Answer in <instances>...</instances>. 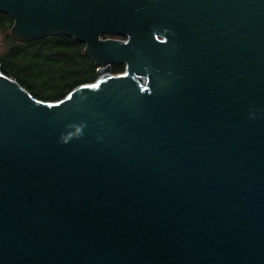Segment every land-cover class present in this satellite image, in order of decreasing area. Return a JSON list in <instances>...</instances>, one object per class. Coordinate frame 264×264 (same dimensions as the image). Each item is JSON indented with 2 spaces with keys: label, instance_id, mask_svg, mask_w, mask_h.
I'll return each mask as SVG.
<instances>
[{
  "label": "water",
  "instance_id": "water-1",
  "mask_svg": "<svg viewBox=\"0 0 264 264\" xmlns=\"http://www.w3.org/2000/svg\"><path fill=\"white\" fill-rule=\"evenodd\" d=\"M98 74L57 101L0 70V264H264V0H0Z\"/></svg>",
  "mask_w": 264,
  "mask_h": 264
},
{
  "label": "trees",
  "instance_id": "trees-1",
  "mask_svg": "<svg viewBox=\"0 0 264 264\" xmlns=\"http://www.w3.org/2000/svg\"><path fill=\"white\" fill-rule=\"evenodd\" d=\"M0 29L13 20L0 14ZM1 71L41 100L57 101L79 85L94 82L99 66L87 55L86 44L69 35H54L20 43L9 36ZM114 73L125 66L113 64Z\"/></svg>",
  "mask_w": 264,
  "mask_h": 264
},
{
  "label": "rangeland",
  "instance_id": "rangeland-1",
  "mask_svg": "<svg viewBox=\"0 0 264 264\" xmlns=\"http://www.w3.org/2000/svg\"><path fill=\"white\" fill-rule=\"evenodd\" d=\"M9 36H11V29L8 30H2L0 29V70L2 66L1 59L4 58L6 52L9 48ZM114 72V71H113Z\"/></svg>",
  "mask_w": 264,
  "mask_h": 264
},
{
  "label": "flooded vegetation",
  "instance_id": "flooded-vegetation-1",
  "mask_svg": "<svg viewBox=\"0 0 264 264\" xmlns=\"http://www.w3.org/2000/svg\"><path fill=\"white\" fill-rule=\"evenodd\" d=\"M0 14L9 16V18H10L11 20H13V24H14L15 20L13 19L12 16H10V15H8V14H4V13H0ZM0 19L2 20V18H0ZM13 24H12V26H13ZM12 26L10 27V29L12 28ZM8 29H9V28H8ZM8 29H7V30H8ZM11 36H12V34H11ZM12 37H13V36H12ZM13 38H14V40H17V41L20 42V43H28V42H31L32 40H35V39H31V40L21 41V40L16 39L15 37H13Z\"/></svg>",
  "mask_w": 264,
  "mask_h": 264
},
{
  "label": "built area",
  "instance_id": "built-area-1",
  "mask_svg": "<svg viewBox=\"0 0 264 264\" xmlns=\"http://www.w3.org/2000/svg\"><path fill=\"white\" fill-rule=\"evenodd\" d=\"M126 71H125V68L122 72H119V73H106V74H103V75H99L97 79H100V78H103L104 76H114V75H121V74H124ZM96 79V80H97Z\"/></svg>",
  "mask_w": 264,
  "mask_h": 264
}]
</instances>
